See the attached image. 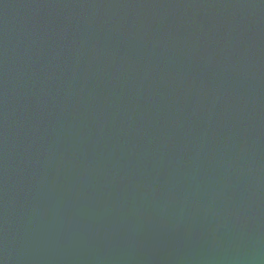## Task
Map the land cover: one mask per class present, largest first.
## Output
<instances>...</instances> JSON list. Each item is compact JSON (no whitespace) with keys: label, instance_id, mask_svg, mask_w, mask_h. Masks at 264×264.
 Segmentation results:
<instances>
[{"label":"water","instance_id":"1","mask_svg":"<svg viewBox=\"0 0 264 264\" xmlns=\"http://www.w3.org/2000/svg\"><path fill=\"white\" fill-rule=\"evenodd\" d=\"M0 264H264V0H0Z\"/></svg>","mask_w":264,"mask_h":264}]
</instances>
